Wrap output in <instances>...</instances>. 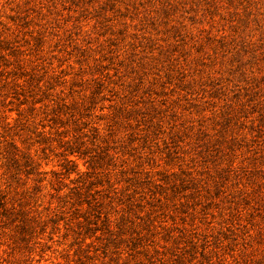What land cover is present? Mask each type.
I'll return each instance as SVG.
<instances>
[{"label": "rangeland", "instance_id": "obj_1", "mask_svg": "<svg viewBox=\"0 0 264 264\" xmlns=\"http://www.w3.org/2000/svg\"><path fill=\"white\" fill-rule=\"evenodd\" d=\"M0 264H264V0H0Z\"/></svg>", "mask_w": 264, "mask_h": 264}]
</instances>
